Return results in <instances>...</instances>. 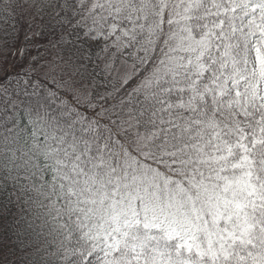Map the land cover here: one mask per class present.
<instances>
[{"label": "snow or ice", "instance_id": "snow-or-ice-1", "mask_svg": "<svg viewBox=\"0 0 264 264\" xmlns=\"http://www.w3.org/2000/svg\"><path fill=\"white\" fill-rule=\"evenodd\" d=\"M0 264H264V0H0Z\"/></svg>", "mask_w": 264, "mask_h": 264}]
</instances>
